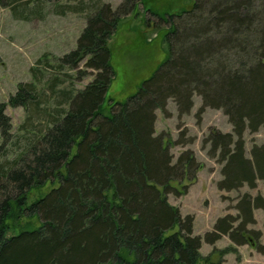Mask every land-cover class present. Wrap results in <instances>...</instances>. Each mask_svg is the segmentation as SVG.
Instances as JSON below:
<instances>
[{"label":"trees","instance_id":"obj_1","mask_svg":"<svg viewBox=\"0 0 264 264\" xmlns=\"http://www.w3.org/2000/svg\"><path fill=\"white\" fill-rule=\"evenodd\" d=\"M137 2L92 9L75 48L57 58L61 66L90 70L92 79L75 93L60 90L57 102L66 107L57 114L39 110L45 96L33 82L9 95L8 104L31 105L48 121L39 132L26 129L22 150L0 160V264H221L233 246L199 250L202 241L222 236L264 253L259 232L248 228L254 209L264 214L260 194L239 195L235 215L218 217L203 237L193 234V216H182L167 195L184 193L201 163L189 149L173 161L169 144L191 139L165 142L154 131L156 110L164 112L169 99L182 115L198 95L197 117L220 109L231 125V132L211 128L203 139L221 164L217 189L264 185V145L252 144L247 157L243 138L245 130L264 129V0H192L163 18L142 4L167 24L166 55L132 94L114 101L107 96L114 77L108 40ZM4 110L0 103L2 136Z\"/></svg>","mask_w":264,"mask_h":264},{"label":"rangeland","instance_id":"obj_2","mask_svg":"<svg viewBox=\"0 0 264 264\" xmlns=\"http://www.w3.org/2000/svg\"><path fill=\"white\" fill-rule=\"evenodd\" d=\"M122 1L8 0L6 4V0H0V103H5L4 114L8 122L5 135L2 136L0 130V160H12L22 150V142L30 135V132H25L26 129L39 132L48 121L46 114L55 115L57 108L66 107L57 102L60 90L75 93L92 79L90 70L82 66L75 69L61 66L57 58L75 48L86 18L94 7L109 4L115 9ZM142 4L163 18L164 14L189 9L192 0H142ZM142 4L137 2L134 10L120 19L108 40L114 77L107 96L114 101L122 102L132 94L166 55L163 34L167 24L145 12ZM25 82H33L40 94L44 92L45 100L38 103V107L44 110L45 115L31 105L26 109L7 103L18 84ZM192 99L191 110L182 115L178 114L175 103L169 99L164 112L156 110L154 131L155 135H162L165 142L191 139L184 144H169L170 153L175 161L180 152L189 149L201 163V168L193 181H184L187 186L184 193L168 194L167 199L179 208L182 216H193V234L203 237L218 217L227 213L236 214L233 205L239 195L248 193L264 197V185L257 180L254 188L243 185L237 190L217 189L216 184L222 177L221 164L209 157L206 148L203 149V139L211 128L231 132V125L220 109L206 108L197 117L201 99L198 95H193ZM243 138L245 155L249 157L252 144L264 145V129L255 132L245 130ZM50 187L51 184H46L38 192L31 191L28 203ZM177 190L181 191L180 186ZM253 213L255 223L248 228L259 232L258 242L264 249V214L259 209H254ZM30 222L38 224L37 218L30 219ZM227 246H233L234 251L225 254L221 264H264V253L258 252L250 243L234 245L227 236H222L214 244L202 241L199 251L206 255L214 248ZM212 258L218 259L217 255Z\"/></svg>","mask_w":264,"mask_h":264}]
</instances>
